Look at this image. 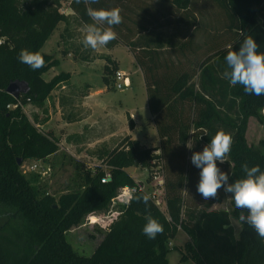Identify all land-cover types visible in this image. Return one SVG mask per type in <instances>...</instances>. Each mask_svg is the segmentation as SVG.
<instances>
[{"label":"trees","instance_id":"obj_1","mask_svg":"<svg viewBox=\"0 0 264 264\" xmlns=\"http://www.w3.org/2000/svg\"><path fill=\"white\" fill-rule=\"evenodd\" d=\"M62 1L0 0V264H170L169 245L179 230L190 238L186 254H182L183 263L264 264V242L253 228L239 221L241 211L247 215V210L237 209L233 199L231 214L207 211L218 199L208 202L203 210L187 206L182 191L191 177L182 169L174 182L165 183L166 213L150 195L147 206L131 199L90 257L75 251L67 234L90 215L108 210L121 189L136 188V196L147 194L127 168L138 163L145 167L162 155L154 153L160 149H142L138 140L127 137L122 142L124 150L108 157L110 181L102 182L106 177L102 172L89 177L82 192L64 194L58 200L41 194L21 173L19 159L23 163L45 159L58 151L54 136L39 132L22 106L28 101L42 105L59 85L70 80V75L63 73L46 82L43 76L59 61L43 56L45 66L33 71L19 61L18 54L21 49L41 53L57 25L67 21L60 11ZM263 3L99 0L85 5L73 0L70 8L85 26L93 23L86 12L88 6L121 9L123 22L114 26L117 39L105 47H128L144 71L149 111L162 145L168 148L176 140L186 147L193 139L209 144L222 129L233 139L224 162L231 183L245 178L244 162L249 167L259 165L264 171V153L246 139L250 119L264 126V96L249 95L242 85L233 87L223 78L229 45L239 51L250 35L258 51L264 52V29L257 16ZM173 26L190 31L186 40L176 41L163 33ZM107 61L117 69L115 62ZM182 66H189L191 71L180 70ZM14 82L26 84L28 93L19 99L9 95L6 90ZM9 105L17 108L8 109ZM148 213L164 228L155 239L143 234ZM231 216L242 227L238 237Z\"/></svg>","mask_w":264,"mask_h":264},{"label":"rangeland","instance_id":"obj_2","mask_svg":"<svg viewBox=\"0 0 264 264\" xmlns=\"http://www.w3.org/2000/svg\"><path fill=\"white\" fill-rule=\"evenodd\" d=\"M72 1H62L60 11L67 21L57 25L41 50L43 56L59 61V65L43 76L44 80L51 82L63 73L69 74L70 80L59 85L42 105L28 101L22 106L24 114L39 132L54 136L58 151L45 159L25 161L20 167L21 173L41 194L51 195L57 200L64 194L82 192L89 177L102 172L111 175L108 157L112 152L124 150L123 140L133 138L128 134V129H131L136 130L135 138L140 140L142 149H160L154 152L162 155L159 160L148 161L145 167L138 163L127 168V172L131 176L135 175V181L141 184L159 208L167 212L165 183L167 180L174 182L177 172L182 169L184 174L191 177L182 191L186 205L206 209L205 205L213 200L205 201L197 194L200 169L192 164L191 156L194 152L202 151L207 144L197 143L193 139L191 149L181 146L176 140L168 148L162 145L154 118L151 120L150 117L143 77L140 73L131 75L136 69L132 53L122 45L113 49L102 47L95 51L85 48L82 42L85 25L71 10ZM162 31L176 41H184L190 34L188 29L181 26L168 27ZM104 50L109 55L104 54ZM113 58L118 61L121 71L130 74L133 88L125 91L115 88L117 69L107 61H113ZM106 67L110 70L107 71ZM180 70L191 71V68L182 66ZM91 92L95 94L91 99L93 108L99 111L105 105L115 108H109L106 114L94 113L84 99V95ZM99 92L103 93L96 94ZM132 112L134 117L131 116ZM246 139L250 146L264 153V126L254 118L249 121ZM35 165L38 168L33 170ZM217 165L225 171L224 163L217 161ZM216 199L218 201L207 211L232 213L231 195L225 193L223 188ZM124 206L121 201H113L108 210L97 214L98 222L91 225L86 218L82 225L73 228L67 238L75 251L90 257L119 218ZM231 222L238 237L242 227L233 216ZM189 241L190 238L179 230L169 245L172 250L168 257L170 264H192V261L181 262Z\"/></svg>","mask_w":264,"mask_h":264},{"label":"clouds","instance_id":"obj_3","mask_svg":"<svg viewBox=\"0 0 264 264\" xmlns=\"http://www.w3.org/2000/svg\"><path fill=\"white\" fill-rule=\"evenodd\" d=\"M75 2L93 5L99 3V0H75ZM86 12L93 23L85 26L82 41L85 48L99 50L117 39L118 34L114 26L123 22L119 7L95 9L88 6ZM228 47L230 50L225 57L227 69L223 73V78L227 79L233 87L237 84L242 85L245 93L249 95L264 96V52L258 51L257 42L249 35L240 44L239 51L231 50V45ZM18 59L33 71L45 66L44 57L40 52L21 49ZM232 144L231 135L221 129L202 151L192 154V164L200 169L196 192L205 201L215 200L219 190L223 188L225 193L231 194L237 209L247 210V215L241 211L239 221L253 228L264 242V171H261L259 165L249 167L247 162H244L241 167L246 174L245 178L230 183L229 174L218 167L217 161L220 163L227 161L226 157L231 152ZM187 147L191 149L193 143L188 141ZM131 199L143 202L147 206L150 196L130 195ZM145 218L147 223L143 227V234L149 239H155L158 234L163 233V225L153 218L151 213H148Z\"/></svg>","mask_w":264,"mask_h":264},{"label":"built area","instance_id":"obj_4","mask_svg":"<svg viewBox=\"0 0 264 264\" xmlns=\"http://www.w3.org/2000/svg\"><path fill=\"white\" fill-rule=\"evenodd\" d=\"M1 43H2V41H0V44ZM115 80H116L115 81V83H116L115 88L117 90L125 91V90H127V89H129L131 87V78L125 72L117 71ZM15 108H17V105H9L8 106V109H11V110L15 109ZM37 168H38L37 165L32 167L33 170H35ZM109 179H111V175H106V177L102 179V182L103 183L104 182H108ZM156 179H158V178H156ZM133 190H135V191L133 192ZM136 192H137L136 188L125 187V188L121 189L120 193L118 194V196L115 198L114 201L118 200V201H121L123 205H128L130 203V201H131L130 200V195H134ZM97 214H93V215H90L88 217V220H89L91 225H93L96 222H98L99 216Z\"/></svg>","mask_w":264,"mask_h":264},{"label":"crops","instance_id":"obj_5","mask_svg":"<svg viewBox=\"0 0 264 264\" xmlns=\"http://www.w3.org/2000/svg\"><path fill=\"white\" fill-rule=\"evenodd\" d=\"M257 16H258V19H259V21H260V23H261V25H262V27H263V29H264V3L261 5V7H260V9H259V11H258V14H257ZM118 46V45H117ZM123 46V45H122ZM124 47H126V46H124ZM105 49H108V48H106V47H104ZM127 49H128V51L129 52H131L130 50H129V48L128 47H126ZM104 54H107V53H105V50H104V52H103ZM132 53V52H131ZM107 55H109V54H107ZM132 58H133V61H134V66H135V72H132L131 73V75H136V74H141L142 75V77H143V85H144V88H145V94H146V96H147V88H146V81H145V74H144V71L137 65V63H136V60H135V57H134V55H133V53H132ZM113 60V62H115L116 63V66H117V71H121L120 70V66H119V63H118V61H116L114 58L112 59ZM99 62H103L102 60H99ZM103 63H105V61L103 62ZM96 64V63H95ZM98 64V63H97ZM106 66H107V64H106ZM123 72V71H122ZM126 74H128V73H126ZM128 75H130V74H128ZM130 78H131V76H130ZM131 88H133V80H132V78H131V87L129 88V89H131ZM128 90V89H127ZM103 92H99V93H96V94H102ZM95 94H93L92 92L91 93H87V94H85L84 95V99H85V104H88L89 105V107L91 108V110L95 113H103V114H106V113H108V109L109 108H115V107H112V106H107V105H105V106H103V108L99 111V110H96L95 108H93V106H92V104H91V99H92V97L94 96ZM147 102H148V96H147ZM148 108H149V102H148ZM117 109V108H116ZM134 112H132L131 114V116L132 117H134V114H133ZM150 117H151V120H153V118H152V116H151V113H150ZM135 131L136 130H131V129H128V134L129 135H132L133 136V140H138L139 142H140V140L139 139H137V138H135ZM133 176V178L136 180V177H135V175H132ZM137 181V180H136Z\"/></svg>","mask_w":264,"mask_h":264},{"label":"water","instance_id":"obj_6","mask_svg":"<svg viewBox=\"0 0 264 264\" xmlns=\"http://www.w3.org/2000/svg\"><path fill=\"white\" fill-rule=\"evenodd\" d=\"M28 91H29L28 86L21 82L11 83L6 90V92L15 99H19L22 95L27 94ZM22 163H23L22 159H19L18 164L21 166ZM110 180L111 179H109V181Z\"/></svg>","mask_w":264,"mask_h":264}]
</instances>
